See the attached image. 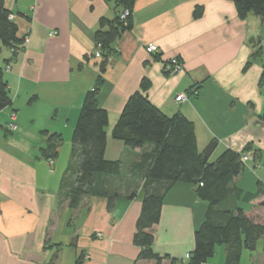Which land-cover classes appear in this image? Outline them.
Returning <instances> with one entry per match:
<instances>
[{
  "label": "crops",
  "instance_id": "obj_1",
  "mask_svg": "<svg viewBox=\"0 0 264 264\" xmlns=\"http://www.w3.org/2000/svg\"><path fill=\"white\" fill-rule=\"evenodd\" d=\"M116 1L4 0L18 35L29 29L30 40L4 72L12 102L0 111V264H77L78 259L79 264H153L137 260L140 247L133 241L144 196L140 171L132 177L101 178L116 194L110 206L104 195H85L71 207L63 188L68 167L77 164L71 137L78 112L98 77L102 83L97 101L108 112L107 160L124 161L126 153L131 169L150 150L131 149L111 135L126 100L139 90L166 115L180 112L193 123L199 151L211 141L217 142L212 151L216 156L226 148L241 152L249 145L246 154L264 162V122L259 118L264 64L252 56L251 45L259 38L253 37L251 24L260 18L253 13L241 18L235 0H135L132 27L116 40L115 51L100 71L94 32L101 18L115 17ZM52 31L56 34L50 35ZM148 43L157 45L159 52L148 54ZM2 53L0 62L10 57L8 49ZM171 58L182 64L178 73L165 70ZM193 86L196 95L175 100ZM11 112L16 113L17 129L8 134L5 125ZM52 133L62 140L50 166L40 150ZM257 172L255 188L247 187L242 173L234 178L235 186L243 194L264 190ZM263 202L261 193L232 206L250 210ZM207 206L197 197L195 184L171 185L159 221L147 228L152 248L175 264L186 262ZM225 253L226 245L224 260Z\"/></svg>",
  "mask_w": 264,
  "mask_h": 264
},
{
  "label": "trees",
  "instance_id": "obj_2",
  "mask_svg": "<svg viewBox=\"0 0 264 264\" xmlns=\"http://www.w3.org/2000/svg\"><path fill=\"white\" fill-rule=\"evenodd\" d=\"M134 2L117 0L115 17L99 20L94 38L104 52L98 63L100 71L115 51L116 40L132 27ZM235 4L241 18L253 13L260 20L264 19V0H235ZM125 10L129 14L121 21L120 15ZM199 14L198 9L195 15ZM11 15L4 0H0V56L3 50L10 51V57L0 62V111L12 102L3 67L18 56L15 48L23 39L18 35V25ZM258 53L259 50L253 51L252 56ZM101 83L102 78L98 77L97 86L86 93L72 132V155L77 164L68 167L63 180L71 207L77 206L85 195H104L109 198V206L116 197L109 191L107 181L101 180L102 177L118 178L121 174V161L107 160L104 156L108 112L97 101ZM259 83L264 86V65ZM145 87L146 82L142 81L140 88L144 91ZM259 118L264 122V105ZM111 135L131 149L150 147L130 171L131 174L140 171L139 177L144 179V196L133 236V241L140 247L137 260L153 261V264H166L169 260L168 264H175V259L152 248L153 237L147 228L159 221L165 191L177 182L195 184L197 197L208 203L204 220L194 232L190 257L179 264H205L213 256L217 244L226 245L225 264H239L242 249H255L261 238L264 251V202L250 210L232 206L240 198L249 202L264 193L258 189L243 194L233 182L244 169L241 156L249 151V145L241 152L226 148L209 161L204 152L198 150L193 123L180 112L166 115L139 90L126 100ZM61 140L60 135L49 134L47 145L40 150L41 155L54 160Z\"/></svg>",
  "mask_w": 264,
  "mask_h": 264
},
{
  "label": "rangeland",
  "instance_id": "obj_3",
  "mask_svg": "<svg viewBox=\"0 0 264 264\" xmlns=\"http://www.w3.org/2000/svg\"><path fill=\"white\" fill-rule=\"evenodd\" d=\"M11 17L14 20V14L12 13ZM257 24V25H256ZM253 25V32L254 35L253 37L257 38V36L259 37L258 39H256V41L251 42V45L253 46L254 50L257 51L259 50V53L256 55V60L263 63L264 64V19L258 21V23H253L251 24ZM256 25V26H255ZM257 34V35H256ZM259 42V43H258ZM4 51V50H3ZM2 51V52H3ZM3 54V53H1ZM6 129V128H5ZM7 133L9 134L11 131H8L6 129ZM15 132V131H13ZM67 144H65L64 146H66ZM216 156V154H212L210 155V159L211 157L214 158ZM128 155H126V153L124 154L123 158L124 161L121 160V177H127V176H133V174L130 173L131 169H130V165H127V161L128 159ZM209 158V157H208ZM251 160L247 161L244 163V169L242 170V180L243 182L248 186H251L252 188H255L256 185V178H258L256 176V172L258 176H261L264 180V162L261 161H254ZM135 163V162H134ZM133 163V164H134ZM133 164L131 165V167L133 166ZM261 167V168H260ZM136 182V181H135ZM134 181L132 183H135ZM121 189L116 190L115 192L120 191ZM125 192V189L124 191ZM144 193L141 194V196H143ZM225 247V244H217L215 246V252L213 254L212 257H210L207 260L208 264H224V254H223V249ZM264 264V251H263V239H259L256 243V247L253 250H249L246 248H243L241 251V256H240V261L239 264Z\"/></svg>",
  "mask_w": 264,
  "mask_h": 264
},
{
  "label": "built area",
  "instance_id": "obj_4",
  "mask_svg": "<svg viewBox=\"0 0 264 264\" xmlns=\"http://www.w3.org/2000/svg\"><path fill=\"white\" fill-rule=\"evenodd\" d=\"M31 8H33V7H31ZM128 14H129V12L127 10L123 11L120 15V20L124 21ZM11 17H13V16L11 15ZM55 34H56V31L50 32V35H55ZM29 40H30V32L28 29L27 32L25 33V35L23 36L21 43H19L18 46L15 48V50L18 52V54L20 52H22L27 47ZM144 48L148 54H155V53L159 52V48L157 47V45H155L153 43L146 44ZM103 55H104V52L101 49V45L100 44L96 45V50L94 52V56L97 58H102ZM3 69H4V71H9L11 69V63L5 64ZM181 69H182V64L179 62V60L177 58H171L167 62V64H165V70L170 74L178 73ZM197 93H198V89L195 86H193L190 88V90L188 92H181V93L177 94L175 97V100L183 102V101L187 100L189 94L196 95ZM15 120H16V113L11 112L10 116H9V121H7V123L5 125V128L8 131L12 132V131H15L17 129V124H16ZM47 160H48L49 165L52 166L53 159L49 158ZM249 160H251V156H249L248 154H245V153L242 154L241 161L243 163H245ZM189 257H190V254L186 253L185 259H188Z\"/></svg>",
  "mask_w": 264,
  "mask_h": 264
},
{
  "label": "water",
  "instance_id": "obj_5",
  "mask_svg": "<svg viewBox=\"0 0 264 264\" xmlns=\"http://www.w3.org/2000/svg\"><path fill=\"white\" fill-rule=\"evenodd\" d=\"M216 144H217L216 141H211V142L207 145V147L205 148L204 153H203V155H204L205 158H208V157L211 155V153H212V151L214 150Z\"/></svg>",
  "mask_w": 264,
  "mask_h": 264
}]
</instances>
